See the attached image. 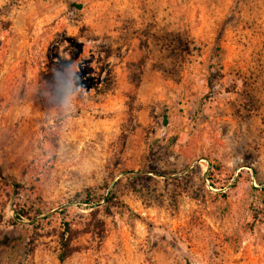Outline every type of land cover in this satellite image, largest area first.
<instances>
[{
    "label": "rangeland",
    "instance_id": "rangeland-1",
    "mask_svg": "<svg viewBox=\"0 0 264 264\" xmlns=\"http://www.w3.org/2000/svg\"><path fill=\"white\" fill-rule=\"evenodd\" d=\"M0 264H264V0H0Z\"/></svg>",
    "mask_w": 264,
    "mask_h": 264
},
{
    "label": "trees",
    "instance_id": "trees-1",
    "mask_svg": "<svg viewBox=\"0 0 264 264\" xmlns=\"http://www.w3.org/2000/svg\"><path fill=\"white\" fill-rule=\"evenodd\" d=\"M67 256H68V254H62V255L60 256V260H61V261H64V260L67 258Z\"/></svg>",
    "mask_w": 264,
    "mask_h": 264
}]
</instances>
